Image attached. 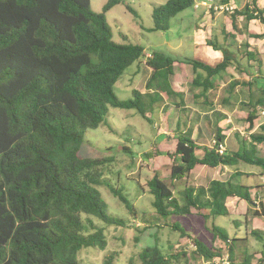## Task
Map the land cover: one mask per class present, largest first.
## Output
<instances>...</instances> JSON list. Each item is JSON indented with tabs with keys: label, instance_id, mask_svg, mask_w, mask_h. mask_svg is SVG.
<instances>
[{
	"label": "trees",
	"instance_id": "16d2710c",
	"mask_svg": "<svg viewBox=\"0 0 264 264\" xmlns=\"http://www.w3.org/2000/svg\"><path fill=\"white\" fill-rule=\"evenodd\" d=\"M124 1L108 0L103 11L96 12L91 0H0V264H83L79 258L83 249L107 246L104 230L95 218L107 225H126L125 220L108 213L95 187L105 183L100 167L106 160L80 156L87 130L104 123L109 107L137 109L146 118L140 91L134 90V99L129 100H121L115 92L125 71L145 52L141 45L113 40L106 13ZM194 4L195 0H169L155 7L153 30H169L171 20ZM235 12L234 28L238 15L264 25V5L260 7L258 0H253V7L246 5ZM208 44L219 50L211 41ZM222 51L223 60L215 67L198 60L184 61L197 72L191 81L194 87L209 91L215 85L213 78L231 65L233 58ZM247 56L253 60L257 54ZM175 62L178 60L162 52L147 58L153 71L147 88L177 96L171 81ZM259 105H264V96L252 105L247 117L249 130L258 117ZM180 134L172 180L188 177L198 165L216 168L246 163L260 167L264 174V156L258 154V145L264 144V123L250 139H240L238 151L221 155L216 146L205 147L201 158L196 153L197 143ZM217 135L216 145L224 140L221 133ZM241 176L244 174L236 172L225 182L186 186L181 202L173 186L156 175L148 182L158 215L154 219L186 216L193 209L208 210L206 218L229 215V198L252 200L251 187L239 182ZM110 189L135 212L122 190ZM164 223L187 236L177 223ZM213 231L229 246L230 262L238 264L234 248L241 240H230L227 231L215 224ZM253 234L264 238L260 231ZM193 244L194 254L200 258L223 256L221 249L199 239ZM175 256H167L158 246L139 254L140 264H172ZM114 259L109 255L105 264H114ZM129 264L137 263L130 260ZM241 264H251L250 257Z\"/></svg>",
	"mask_w": 264,
	"mask_h": 264
},
{
	"label": "rangeland",
	"instance_id": "374dc122",
	"mask_svg": "<svg viewBox=\"0 0 264 264\" xmlns=\"http://www.w3.org/2000/svg\"><path fill=\"white\" fill-rule=\"evenodd\" d=\"M168 1L125 0L106 13L115 42L120 44H138L145 48L143 57L129 67L117 82L115 92L121 100H129L134 99V90L140 91L142 94L140 106L146 111V118L137 109L109 107L110 111L104 123L98 129L87 130L86 132L85 143L81 148L80 156L106 160L100 167L105 183L95 185V187L99 190L102 199L106 203L108 213L115 218L125 220L126 225H107L95 218L98 227L104 230L107 246L105 249L94 247L83 249L79 253V258L83 264H105V259L109 255H114V264H129L130 260L140 264L139 254L145 248L158 246L167 256H178L171 258L172 264H205L206 259L203 261V258L194 254L196 250L193 244L194 239H199L212 248L221 249L223 256L229 257V246L220 237H217L213 231V225L215 224L227 231L230 240H241L235 243L236 263L241 264L246 257H250L251 264H256L264 256V238H259L253 234V231L264 233V189L257 195L254 187H252L250 190L251 202L241 198L232 199L229 206V215L206 218L205 214L209 213L208 210L199 212L197 209H193L186 216L171 215L166 219H154V217H158L153 206L155 197L148 186V182L154 176L157 175L163 179L170 187L173 186L171 188L174 189L175 197L181 202H184L182 194L184 185H191L195 188L207 187L211 179L214 178L215 173L198 166L190 172V177L179 182V180L171 179V166L177 159L175 157V149L178 136L181 135L180 133L184 132L192 140H198L204 133L206 134V136H203L206 140L205 146H216L214 141L218 139V112H215V109L217 105L224 106L220 102L216 106H212L216 99L212 97H210V100L213 101L210 102L208 100V104H204L201 98L196 100L191 98L188 101V105L184 104L182 109L176 104V102H179V97H184V95L179 96V91L175 92L177 96L170 97L161 91V95L156 94L158 92L154 91L155 88L154 90L147 88V82L151 78L153 71L146 64V60L154 52H162L178 60L174 64L175 74L171 78L173 85H179V82L182 81L183 91L190 93L192 89H195L191 81L197 72L184 61L192 59L204 62L202 61L203 53L200 51L196 41V31L200 32L199 40L203 43L200 44L201 46L210 40L212 44L217 43L214 38L216 33L214 30L213 32L210 31L207 24L201 23V26L197 29L201 22L198 15L203 11L206 14L208 8L205 7L207 6L196 8L194 5L192 8L179 13L171 20L169 30H153L155 27L153 18L155 7ZM198 1H209L207 4H210L220 0ZM107 2L108 0H91V7L96 12H102ZM231 4H234L236 9L239 10L246 5L253 7V0L231 1ZM258 4L263 7L264 0H258ZM234 14L237 15L236 12L230 14L227 11L216 12L210 10L208 16L212 17V19L221 16L219 19L228 21L227 17L232 19ZM239 19H243L244 24L249 21L244 16L242 18L241 15L237 16L236 21ZM250 22L255 23L254 25L248 23V27L241 25L242 34L246 33L248 35V33H252L249 31V25H252L254 30L264 29V25L259 20ZM218 28V43L223 44L221 38L227 40L225 37V34H227L225 31L226 23L220 24ZM238 33L237 29L232 30L231 34L228 35L236 37ZM229 39L232 41L231 45H239L236 39L231 38V36H229ZM261 41L263 43H260L259 46L264 54V39ZM223 45L234 52V49L232 50L231 47H228L230 45ZM241 45L243 50L247 49L244 41ZM250 61L249 57L246 56L244 61H241L240 58L237 63H249ZM200 71V74L205 76V73L202 70ZM259 83H264V80H259ZM247 94L244 93L248 99ZM209 95L213 94L209 93ZM232 96L233 103L235 102L236 104L232 106L233 108H230L233 111H240L243 108L238 102L240 95L232 94ZM245 110L247 111V107H245ZM237 121L236 117H232V123H235V126L243 132L242 134L239 131V138L244 137L243 139L248 140L251 134H247L248 128L244 130L243 124L245 122L238 121L237 124ZM195 126L200 128V135L198 134L199 136L197 137L194 135L193 138ZM239 142L240 139H236L234 133L228 139L226 137V141L225 139L221 141L228 152L231 151L232 147L237 148L240 145H238ZM198 155H204V147L198 150ZM235 167H233L234 172L237 169L236 171H242L247 173V175L262 171L260 167L246 163ZM224 173L229 174L226 169H223L216 175V178L225 177L226 174L223 175ZM185 180L186 182H184ZM253 181L254 185L259 182V179L256 180L255 178ZM110 186L122 190L132 209L135 210L134 213L127 208L126 204L118 196L113 194ZM236 221L238 222L235 223ZM164 222L169 224L177 223L184 229L187 236H182L181 232L166 227ZM155 223L160 225L158 226Z\"/></svg>",
	"mask_w": 264,
	"mask_h": 264
},
{
	"label": "crops",
	"instance_id": "0c3cea01",
	"mask_svg": "<svg viewBox=\"0 0 264 264\" xmlns=\"http://www.w3.org/2000/svg\"><path fill=\"white\" fill-rule=\"evenodd\" d=\"M205 11L201 12L198 15V18L201 19V22L199 23V25L197 26V29L199 28V26H201V23H205L208 25L209 30L216 33V35H214V38L216 39V44L218 45V49L217 50L214 46L209 45L208 42H205V44L203 46H201L200 44L202 41L199 40V34L200 32L196 31V41L198 42V46L200 51L203 53L202 54V61H206V63L212 65V66H217L219 63L222 62L223 60V51H227L230 55L231 58H233L232 63L229 67H227L222 73H220L219 75L215 76L213 78V81L215 83V85H211L212 87L209 89V91H204L203 87H195V89H192V91L188 94L185 93L183 91V83L182 81L179 82V85H173V91H179V93H183L184 97L181 98L179 97V102L176 104L179 105V108H184V104L188 105V101L193 98V99H199L201 98L204 104H208V100H210V97L212 98H216L214 100V104L212 106H216L217 103H222L224 106H218L215 109V112H218V119H217V124H218V129H217V133H221V135H224V139L226 141V137L227 139L231 136L232 133L235 134L236 139H242L239 138L240 133L243 134V132L241 131L240 128H237L235 126V123H232V117H236V120H238L239 122H245L244 125V130H246L248 128V132L247 134H252V133H257L260 130V126L264 123V117H262L261 115H259L261 110H264V105H259L257 106V110H258V117L256 118V120L254 121V125L252 127L251 130H249L248 124H247V117L252 109V105L256 104L257 101L262 98L263 95V90H264V83H259V80L263 79L264 80V54H263V50L260 48L259 44L263 43L264 37L261 38H257V34H264V29L262 30H254L252 29V25H254L255 22H250L253 20H249L246 22V24H244L243 19H239L238 21H236V28L233 27V23H232V19H230L229 17H227L228 21H224L223 19H219L218 16L216 18H213L208 16V14L204 13ZM243 18V16H242ZM202 19H204V21H202ZM212 19V20H211ZM211 20V22H210ZM226 23V28L225 31L227 32V34H225V37L227 40H223L225 38H221V40L223 41V44L226 45H230L228 47H231L232 50L234 49V52L228 50L226 47H224L223 44L218 43V38H219V28L218 26L220 24ZM248 23L252 24L249 25V31L252 33H248V35L246 33L242 34V30L241 29V25H245V27H248ZM239 31L238 33V37H234L233 35H228L231 34L232 30H237ZM234 33V32H233ZM229 36H231V38L236 39V41H238V44H232V41H230ZM228 37V38H227ZM244 37V38H241ZM211 41V40H210ZM227 41V43H226ZM245 42V46L247 49H244L246 51H244L242 49V42ZM212 42V41H211ZM215 43V42H214ZM237 52V53H236ZM247 53H256L257 56H253L252 59L249 63H237V60L241 58V61H244V59L247 56ZM190 65V64H189ZM247 65V67H246ZM187 66V65H186ZM181 68V67H180ZM218 77V78H216ZM193 81V79H192ZM217 83V84H216ZM228 87V88H227ZM222 92V94H221ZM209 93H212L213 95H209ZM244 93H248V99L246 98V96L244 95ZM255 93V94H254ZM234 95H240V100L238 101L240 103L241 106H243V108L240 109V111L238 110H232L230 107H232L233 105H235L236 103H233V96ZM257 94V95H256ZM161 95V93L159 94ZM243 95V97H242ZM164 96V95H162ZM222 96V97H221ZM255 98V99H254ZM220 99V100H219ZM213 100H210V102H212ZM245 107H247V111L245 110ZM233 108V107H232ZM249 109V110H248ZM214 112V111H212ZM238 114V115H237ZM237 121V124H238ZM234 122V121H233ZM199 130L200 128H195L193 129V138L194 135L199 136ZM238 130V131H237ZM184 133V132H183ZM246 133V132H244ZM199 134V135H198ZM226 135V136H225ZM203 136H206V134L202 133L201 138H199L198 140H194L197 145H198V149L196 150L197 156L199 158H201L202 156L198 155V150L201 148H205V147H210V146H205L206 140L203 138ZM251 136V135H250ZM250 139V138H248ZM224 141V140H222ZM240 144V142L238 143V145ZM240 149V145L235 148L232 147L231 151L229 152H236ZM263 150V152H262ZM261 151V152H260ZM227 150V153H229ZM263 153V154H262ZM258 154L261 156H264V144L258 145ZM242 164V163H239ZM237 164V165H239ZM237 165H235L237 167ZM200 166V168H206L207 170H210L211 172L215 173L214 178L211 179L212 180H219L222 182L228 181L231 176L238 172L236 171L237 169H235L234 172V168L235 166L231 167V166H219L216 168H210L207 166H202V165H198ZM198 166H196L195 168H197ZM235 167V168H236ZM226 169L229 174L224 173L223 175H225V177H221L220 178H216V175L221 172V170ZM193 171V170H192ZM191 171V172H192ZM215 171V172H214ZM233 171V172H232ZM242 172V171H240ZM212 173V174H213ZM243 173V172H242ZM232 174V175H231ZM244 176H241L242 180H238L239 182H241V184H244L246 186H250V190L252 189V187H254L255 189V193H257V195L259 193H261V190L264 189V174L263 172H259V173H254L247 175V173H243ZM190 177V175L188 176ZM185 177V178H188ZM230 177V178H229ZM183 178V180L185 179ZM256 178L259 179V182L255 183L253 185V180ZM182 179H179V182ZM186 182V180L184 181ZM189 186V185H187ZM186 186L184 185V188ZM235 198H239V197H231L227 200V208L228 211L230 212L229 206H230V202L232 199ZM240 199V198H239ZM205 259L203 258V261Z\"/></svg>",
	"mask_w": 264,
	"mask_h": 264
},
{
	"label": "built area",
	"instance_id": "2783aa9c",
	"mask_svg": "<svg viewBox=\"0 0 264 264\" xmlns=\"http://www.w3.org/2000/svg\"><path fill=\"white\" fill-rule=\"evenodd\" d=\"M231 1L230 0L229 2L227 3H219V4H215V3H210V4H207L206 2H202L201 5L202 6H207L208 8V12L210 10H214V11H217V12H224V11H227L228 13L232 14L234 13V11L236 10V6L234 4H231ZM200 4H196V8H198L199 6H201ZM260 115L262 117H264V110H261L260 111ZM214 144L216 145L217 142L216 140L214 141ZM216 151L223 155L225 154L226 152V148L224 147V145L222 143H219L218 145H216ZM225 256V255H224ZM216 257L214 259H209L206 261L205 264H232L230 262V259L229 257ZM229 256V255H228ZM264 262V256H262V259L260 262L256 263V264H263Z\"/></svg>",
	"mask_w": 264,
	"mask_h": 264
},
{
	"label": "clouds",
	"instance_id": "9594fccd",
	"mask_svg": "<svg viewBox=\"0 0 264 264\" xmlns=\"http://www.w3.org/2000/svg\"><path fill=\"white\" fill-rule=\"evenodd\" d=\"M210 1H211V0H210ZM203 2L209 3V1H203ZM217 2H218V1H217ZM217 2H213V3H215V4H219V3H217ZM233 2H235V1H233ZM196 3L201 5L202 2H199L198 0H197V1L195 0V4H194L195 6H196ZM201 6H202V5H201ZM198 8H200V6H199ZM205 8H207V7H205ZM236 10H237V9H236ZM236 10H235V11H236ZM211 11H212V10H211ZM235 11H234V12H235ZM216 12H217V11H216ZM208 13H209V12H207V14H208ZM148 56H149V55H148ZM148 56H147V57H148ZM150 57H151V56H150ZM226 151H227V149H226Z\"/></svg>",
	"mask_w": 264,
	"mask_h": 264
}]
</instances>
